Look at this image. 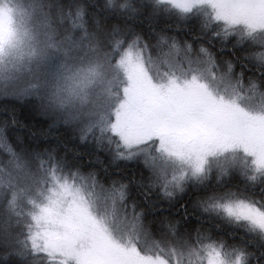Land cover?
<instances>
[{"label": "snow or ice", "instance_id": "1", "mask_svg": "<svg viewBox=\"0 0 264 264\" xmlns=\"http://www.w3.org/2000/svg\"><path fill=\"white\" fill-rule=\"evenodd\" d=\"M0 264H264V0H0Z\"/></svg>", "mask_w": 264, "mask_h": 264}, {"label": "trees", "instance_id": "2", "mask_svg": "<svg viewBox=\"0 0 264 264\" xmlns=\"http://www.w3.org/2000/svg\"><path fill=\"white\" fill-rule=\"evenodd\" d=\"M17 103L18 101H16L11 97H7V98L0 97V106H10V105H15Z\"/></svg>", "mask_w": 264, "mask_h": 264}]
</instances>
